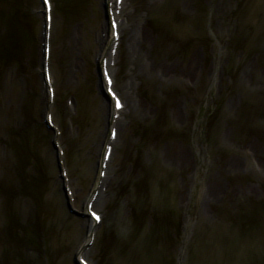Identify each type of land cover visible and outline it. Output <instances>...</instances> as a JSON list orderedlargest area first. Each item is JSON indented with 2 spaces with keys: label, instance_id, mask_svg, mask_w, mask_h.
Wrapping results in <instances>:
<instances>
[{
  "label": "bare ground",
  "instance_id": "bare-ground-1",
  "mask_svg": "<svg viewBox=\"0 0 264 264\" xmlns=\"http://www.w3.org/2000/svg\"><path fill=\"white\" fill-rule=\"evenodd\" d=\"M34 1L37 2V0ZM38 1L41 3L42 7L38 9L35 16L28 7H25L24 4L27 5V3H25V1L23 3V0H19L18 10H16V7L13 8V12L17 11L19 17L22 15V21H25L26 24L30 23L32 26H35V19L37 22L36 24L40 28L39 34L41 36H38L34 29L29 30L28 36L31 35L34 40L28 43V48L33 47L34 49H32V51H34L36 43L39 47V58L36 68L39 79L38 94H40L43 112L38 113L39 120L36 121L37 123H34L30 112H13V110H9V108L7 109L9 112H4V114L0 116V118L3 117V121L0 122V192L3 193L7 190L5 192L6 197L2 200L0 205V226L9 227L7 223L4 222H8L12 213L11 202L22 200L26 203L25 200H27L32 204L35 203V199L33 202L31 194H27L26 190L28 193L29 191L31 193L33 192L36 197V183H42L44 180V175L41 173L47 171L45 162L40 161L41 163L36 165V160L33 158L35 154L30 155V151H32L30 150V146H32L31 143L34 139L29 136L28 132L33 128L35 129L36 125L39 129L41 128V131L37 130L36 132L35 129L34 132L37 133V137L46 139V151L51 154L57 168V185L60 187L59 192L63 196V207L68 210V216L76 219V221L79 222L80 229L84 231L83 238L81 237V243L75 247L72 256H69V258H71V261L69 260L71 264H145L146 257L149 256L147 255V247H149V245V251L152 252L153 257L157 258V262L160 263L162 260H167L162 251L160 252L157 250V241L156 244H150V242L146 244L143 243V241L146 240L141 238L140 240L142 241L138 244L137 242L139 240L136 238H139V235H137L138 232H134V230L140 229L144 237L149 235L147 225H141V222L136 219L138 216H142L144 209H151L148 207L149 203L158 207V209L152 207L149 212V215L153 216L152 220L154 222L164 226L168 224L169 227L171 224H174L173 220H175L176 210L174 209H176V202L173 197L175 193L180 192V188H178L175 183V177L173 178L174 175L171 177L168 176V170L166 169L155 168L153 172L158 173V176H156L157 179H154V182H152L153 178L148 180L152 182V193L146 198V195H144L145 193L142 191L144 188L138 186L139 190L136 193L138 194V198L140 195L145 198L140 201L144 205L139 204V210L135 211L132 217H129L127 215L130 212L128 207L131 206L132 209L134 207L128 199L124 202L123 198H121L123 194H126L122 186H124L126 182L124 174L126 175L127 171L125 166L121 164L122 159H120L121 162L119 160V162H117L115 156L117 157V154L120 153L118 149L122 142L125 143L126 141H130L129 139L132 138L131 136H133V133H135L134 136L136 137L144 134L143 129H146V134H149L147 136L148 138L158 136L161 138L166 137V142H173V140L176 141V139H182L183 142L187 143L194 142L195 146L191 147L190 153L195 151L194 154H196L199 146L200 148L203 147V156L205 158L208 157V160L216 158L213 152L222 155L225 150L228 151L229 148L231 149V144H224L221 147L219 143L220 135H218V133L215 136L213 135L214 131L218 130L219 133H221L223 130L224 126L223 124L221 125L223 113L214 112L212 115L207 113L206 109L208 104L204 106L201 105L197 108L196 112L202 111V109L204 110V112L202 111L200 113H196L195 110H192V108L190 109V107L186 108L187 111L185 112L191 113L189 114V121L184 127L186 129L190 126L192 127L194 130L190 132V137L192 139H189L188 133L185 135L182 134L180 137H178V135L176 136V130H179V124H182V119H180L179 116L180 110L177 106L178 101L176 100L181 93H176V90L179 84H182L187 88L186 91L182 92L185 101H187L188 97L191 101L194 98L195 101L200 100L207 102L209 89L205 88V85H201V83L205 78H208V80L212 82L216 80V76L213 73L214 77L202 67L200 70H197L195 68L198 62L197 57L200 59V66H202L201 64H203L204 67H207V65L209 66L210 63H213L211 61H218L216 57L215 59L212 57L214 52H209L211 49H216V51L219 50L222 44L225 46L227 53L228 50L232 51L229 49V45H235L237 48L241 45L240 48L247 49V51L243 53L245 56L250 53L251 49L256 48L258 56H260L259 61L264 65V0H248L242 2L235 0L237 3L235 4L234 10H231V14L233 13V20L230 21L231 26L227 27L228 31L222 29L221 19L224 20L225 15L228 14L226 11L230 7V0H225V3L218 2L220 6L215 9L213 6L215 0H183V2H178V0L172 2L170 0H141V2L137 0V4L135 3L136 0H133V3L130 0H118L119 3H117V0H115V2L114 0H99V11L103 13V15L100 17V28H97L98 40L96 47H94L90 41L85 45L82 42L84 40L82 39V37L84 38L82 34V37H80L79 34L72 35L70 31L66 34L62 32L59 34L56 29H51L48 32L45 26V12L47 11V15L51 14V5L53 6L52 15L62 29H64V26H84V23H86L85 19H88L87 16L91 15V11H94L91 0H87V7L86 5H82L84 2L87 3L86 0H74L76 2L78 1L79 5H74L71 9L68 8L66 0H46L49 3L48 8L50 6L49 11L46 6H43V0H41V2L40 0ZM97 1H95V3ZM39 10H44V17L43 12ZM79 13H83V15ZM83 16H85V18ZM75 19L76 21H74ZM13 28L16 29L17 33L19 32L23 39L25 38L21 30L23 26H13ZM81 28L84 29L82 26ZM235 31L237 33H235ZM244 31L249 33L248 40L246 41L243 36H241V38L243 37L242 39L236 37ZM70 36L73 37L70 38ZM164 38L167 39V42L169 41V45L161 41V39ZM249 38L251 43H249ZM240 39L242 40L240 42H245L236 45L235 41ZM17 41H19V39ZM81 42L82 44L80 45ZM142 45H145L144 47L146 48L141 49ZM195 46L199 47L197 48L198 50H195ZM21 47L25 46L21 44ZM260 47L263 48V50H261ZM70 49H73V51L78 49L79 53L84 52L81 55L88 57V62L87 58L86 61L83 58L78 61V59H72L71 57L73 56L71 55L69 60L71 58L73 63H70L67 58V56L70 55ZM172 52H175L176 56H174ZM22 53L25 52L22 51ZM151 54H153L154 57L158 55L161 57H159V60L158 58H154V62L151 61L150 68L149 56ZM1 55L0 53V56ZM62 57L65 59L63 60ZM12 60H14V63L9 62L7 65H0V82H3L1 78H4L11 70V65L16 63L15 59ZM65 62H69V65H74L76 68H79V64L82 68H85L86 74H84V79H87L90 84L97 83V86L94 85V88L97 89V94H99L103 100L102 110L106 111L102 112L104 115L102 118L105 117L103 119L105 123L101 126L103 130L99 131L101 133V135H98L99 141L92 144L94 150H97L95 155L98 154L97 158L100 161L97 162L92 189L87 197L83 199L84 203L80 210L81 213L77 212V216L75 211L76 201L73 198L68 183L69 172L65 160L66 152L59 141L64 140L63 137L65 134H68L66 130L75 128V124H79L81 121H75L76 119H74V117H70L69 124L71 128L66 127L64 132V130L62 131L61 129L60 121L57 120L59 118L54 113L55 111L52 112L51 110V108L55 106L54 104L57 99V91L55 88L61 84L59 73H61L62 76L63 71L61 70V66ZM91 66L94 68L92 73L87 71V67ZM246 68L247 70L242 72L241 79L244 85L247 83L245 80L247 74H250L251 66ZM7 69L9 71H7ZM18 69H20L19 72L22 71V73L20 72L21 77L26 80L33 77L31 69H29L31 73L28 75L22 68ZM233 70H235V67H232L231 71L233 72ZM136 72H140L142 75L136 74ZM54 73L58 74L55 76ZM16 74H18L17 70ZM26 76H28V78H26ZM25 79L21 81L24 87L26 86ZM165 80L170 90L167 92L169 96L164 95V98L159 92L155 94L154 88L156 85V88L162 85ZM107 82H109L110 85ZM136 82L140 83L141 88H139ZM172 82H174V84ZM215 83L216 82H214V84ZM220 83H222V81H220ZM120 87L122 89H120ZM29 88H31L32 91V86H29ZM262 88L264 89V87ZM3 93L4 91L0 94L1 102L4 100ZM26 93L25 91L24 95H26ZM68 93L69 90L65 87L63 96L67 97L69 95ZM75 93L78 94V91H75ZM111 96L112 98H110ZM166 97L169 98L168 103ZM8 99L10 105L13 106V96H9ZM70 100L68 99L66 102L68 110L71 108ZM138 100H140V102ZM144 100L149 104L151 112H147L148 114L135 113L139 110H142V112L144 111ZM170 101L174 103H170ZM77 102L78 111H85L83 105L80 104L79 101ZM21 108L23 107L21 106ZM73 108L75 109L74 105ZM168 109H170L169 115L167 113ZM251 111L248 112L244 121L248 120L246 122H248L247 125L251 128L250 130H253L255 135L261 136V138L264 139V133L258 129L257 124H254L256 119L264 115V112H261L257 107L254 108V105ZM134 114L136 116H134ZM62 115L63 112H61V116ZM100 115L102 114L100 113ZM138 116L139 118L137 119L136 117ZM4 118L8 119L7 127L10 131L5 127L7 119ZM212 122L218 125L220 123L217 130L215 126L212 129L208 128V125ZM226 122L229 121L226 120ZM11 125L15 128L13 129ZM85 126V123L82 127L78 126L79 134V130L82 131L83 128L85 129ZM198 127L200 128V132L195 131ZM105 128L106 130L104 131ZM129 135L130 138L128 139ZM250 135L252 134L250 133ZM130 142L132 143V141ZM55 143L58 145L54 147L53 145ZM205 144L207 146H205ZM32 147L35 148V146ZM167 147L166 145V148ZM259 148L260 147H250L247 151L242 152V154L239 152L234 155V157L241 158L242 155V159H233L231 162L227 163V165L231 164L233 168H230L231 172L241 170L244 171L243 175L246 177L242 179L234 177L231 179L232 182L238 181L240 184L243 183L244 185L246 179L249 178V171L251 175H254V170L257 172L260 166L258 158L261 157L262 160L264 159V152ZM127 150L128 147L125 148V152L122 154L124 157H126ZM149 150L147 151L148 153L151 152V147ZM232 150H229V153ZM133 152L134 151L130 149L129 153L131 156H133ZM43 153H45V151H43ZM129 161L131 160L127 158V162ZM177 163L181 164L182 167L184 166V168L188 167L185 161L183 163L181 157H179ZM128 166L133 168L131 162ZM139 168L137 167L136 169ZM32 172L36 173L37 177H40L39 181L34 179L29 182L28 178ZM47 173L49 172L47 171ZM146 173L147 171L141 169L140 173L137 174L140 180L142 177L141 182H143V179L146 180V178H148ZM5 176L6 178H4ZM164 177H168L167 181H170L169 186L161 184L160 180ZM32 178L35 177L33 176ZM122 179L124 180L122 181ZM139 179L135 181H139ZM250 179L253 178L250 176L249 180ZM6 180V185L9 186L6 187L7 189L4 188V182ZM253 180L258 182L259 174L256 176V179ZM255 184H258L260 188H264V180ZM110 186L122 190L123 193L119 191V194L111 193V195H108L110 193ZM160 187L162 188L161 191H159ZM158 191L160 194L158 199H156V193ZM23 194H25V196H22ZM262 194L264 195V193L257 192L256 195L258 196L253 198L249 203L239 202V212L235 215L231 213L232 217H235L234 219L230 216L225 218L227 215L222 213L223 216L219 218L222 222L219 219H217L215 223L211 222V224H213V230L211 228H205V236L203 237L213 243L223 240L227 242L226 244L231 246L233 244L230 241L238 236L240 245L243 248L247 247V249L241 250V254L239 253V260H241V263L242 261L244 263L250 261L251 263L253 262V264H264V221L263 224L258 222L259 220H264V197L260 198ZM78 196L77 194L76 198ZM117 196H119L120 201L114 205L113 210L105 211L103 208L104 205L109 203L110 199V201H113V197L116 199ZM189 196V198H192V193L189 194ZM168 205H171V207L165 209ZM162 209L164 211H162ZM52 216L54 217L52 211H50V217ZM64 217L65 216H63V218ZM223 219H228L229 221H224ZM243 220L252 222L249 225L248 222H243ZM25 224L30 226L28 220L25 221ZM2 226L0 227V234L2 233ZM168 226H165V229H168ZM234 227L239 229L240 234L235 232ZM24 229L27 231L15 232L19 233L16 242L11 238H0V240H2V243H0V264L46 263V257H40V253H44L46 250L44 245L39 244L38 234L36 233L28 239L26 233L29 228L26 226L21 228V230ZM36 236L37 238L33 239ZM59 236L65 239L63 241L61 239V242L58 243V246L60 245L59 252L63 253L65 250L62 244L67 247V245L70 244L69 241L72 242V240L67 232L63 233V230H60ZM66 236L67 238H65ZM21 243H29V249H25L27 246L25 247ZM72 244L74 243L72 242L71 245ZM17 245H20L19 248H21L18 254L14 250L19 249ZM34 247L35 249L37 248L36 251ZM214 250L215 252L219 251L217 247ZM213 253L214 251H212V253L210 252V256L202 255L204 256L202 259L203 264H230L233 262V258L230 259L228 253L222 261H220L218 256H213ZM38 254L40 256H38ZM59 256L57 257L61 259V264L69 262L63 258V255ZM51 263L54 264L52 260Z\"/></svg>",
  "mask_w": 264,
  "mask_h": 264
},
{
  "label": "rangeland",
  "instance_id": "rangeland-1",
  "mask_svg": "<svg viewBox=\"0 0 264 264\" xmlns=\"http://www.w3.org/2000/svg\"><path fill=\"white\" fill-rule=\"evenodd\" d=\"M25 7H28L33 12V15L35 16V13L38 12L39 5L34 0H23V3ZM72 1V0H70ZM74 1V0H73ZM97 0H91L92 7L94 11H91V15L87 16L88 19H85L84 26L79 25L78 27L75 26H64V29H62L55 20L54 17V23L53 28L56 29L59 34L67 33L70 31V34L72 35H84V39L82 42L87 45V43L90 41L91 44L96 47L97 45V28H100V17L103 15L100 10V4L98 3L99 0L95 3ZM133 3V0H130ZM141 1V0H140ZM212 1V0H211ZM230 7L227 9L226 12L228 14L225 15L224 20L221 19L222 22V29L227 30L228 26H231L230 21H232L233 16L231 12L235 8V4L237 1L230 0ZM240 2L244 0H239ZM68 2V8L74 5H79L78 1L72 2L71 5L69 3V0H66ZM87 2V0H86ZM142 2V1H141ZM178 2H183V0H178ZM220 3H225V0H218L213 2L214 9L218 8L220 6ZM19 0H1L0 1V53L2 54L0 56V65L3 64L7 65L9 62L14 63V60H16V63L14 65H11V70L9 73L4 77L1 78L0 82V88L1 92L4 91V100L3 102L0 101V116L4 114V112H9V110H13V112H30V115L33 117L34 123H37L36 121L39 120V114L40 112H43L41 102H40V94L38 91V74H37V62L39 58V47L37 43L35 44V50L32 51V48H28V43L31 42L33 37L28 36L29 30L34 29L35 33L39 36L40 34V28L36 24V20L34 19L35 26H32L30 23L26 24L25 21H22V15L20 17L17 14V11L13 12V8L16 7V10L19 8ZM137 4V0L135 2ZM87 3L84 2L82 5H86ZM14 6V7H13ZM142 6V5H141ZM229 10V11H228ZM232 10V11H231ZM15 13V14H14ZM14 14V15H13ZM231 14V16H230ZM83 15V13H81ZM29 16V15H28ZM85 18V16H83ZM76 21V19L74 20ZM73 21V22H74ZM39 22V21H38ZM13 26H23L21 29L23 31L22 35L25 36L23 39L22 36L19 34V32H16V29L13 28ZM81 26L84 28L82 29ZM33 27V28H32ZM28 30V31H27ZM53 30V31H54ZM27 33V34H25ZM235 33H237L235 31ZM244 33V32H243ZM64 34V35H65ZM233 34V33H232ZM231 34V35H232ZM233 36V35H232ZM243 36L242 34H238L236 37L241 38ZM73 36H70V38ZM244 37V36H243ZM242 37V38H243ZM38 38V37H37ZM241 38V39H242ZM19 39V41H17ZM235 41L236 45L243 43L240 42L242 40ZM167 39H161V41L165 42V44L169 45V41H166ZM80 43V45L82 44ZM21 44H23L25 47H21ZM171 44V43H170ZM145 45H142L141 48L145 49ZM235 46V45H234ZM231 46L229 45L228 53L226 52L225 46L222 44L220 46V49L216 51V49H211L209 53L214 52L212 57L215 59V57L218 59V61H211L213 63H210V65L207 67H204L203 64L200 66V59L198 58L197 67H195L197 70L204 68L208 73L210 72L211 75L213 73L216 76V80H213L212 82L208 80V78H205V80L201 83L205 85V88L209 89L207 102L196 100L193 98V100H189L187 97V101H185V97L183 96L182 92L186 91L187 88L184 87V85L179 84L178 89L176 90V93H181L178 95V98L176 99L177 106L180 110L179 116L182 124H179V130H176V136L180 137V135H185L188 133L189 139H192L190 136V132L192 127L190 126L188 129H186L184 126L187 125V122L189 121V114L191 112H185L187 111L186 108L190 107L192 110H197L199 106L207 105V113H210L211 115L214 114V112H222V123L223 124V130L221 133L217 130L219 125L213 122L208 125V128L212 129L215 126V129L217 131H214L213 135L215 136L217 133L220 135L219 143L221 144V147L224 144H231L232 150L229 153V150L224 152L222 155H218L216 152H213L215 155L213 160H208V157L203 156L202 149L203 147L198 148L196 154L195 151H192L190 153L191 147L195 146L194 142H183V140L179 139L176 141L173 140V142H166V137H154L148 138L147 136L149 134H146V129H143L142 135L136 137L134 136L135 133H133L131 136L132 143L130 141H126L125 143L122 142L119 146V154H117L116 161L119 162L120 159H122V165L125 166V169L127 171L125 176V184L122 186L124 188V191L126 194H123L121 198H123L124 202L126 199L133 205V209L128 207V216L132 217V215L135 214V211L139 210V204L144 205L140 201L142 199H145L142 197V195L139 196L136 193L139 189V187H143L144 190H142L146 195V198L152 193V182H154V179H157L156 176H158V173H154L155 168H163L164 170H168V176H173L175 179V183L177 184L178 188H180L179 193H175V196L173 197L176 204L175 207V220L174 224H171L169 227L168 224L165 226H168V229H165V226L162 224H157V222H154L152 220L153 216L149 215L152 207H155V209H158L157 206H154L153 204H148V207L151 209H144V212L142 213V216H138L136 219L141 222V225H147V230L149 229V235L147 237H144V235L140 232V229H133L134 232H138L137 235H139V238L137 237L139 241L137 242L140 244L142 240L143 243L148 244H156L157 241V250L162 251L164 254V257L167 258V260H162L160 262L161 264H203L202 259L204 256H210V252L214 251L213 256H218L220 261H222L228 253V256L233 258V262L230 264H253L250 261L241 263V260H239V253L241 254V250L247 249V247H242L240 245V242L238 241V236L235 234V238L231 240L230 242L233 245L226 244L225 241H219L216 243L211 242L207 238L205 239L203 236H205V228L212 229L213 227L211 224L215 223L217 219L221 218L223 216L222 213H225L227 216L225 218H228V216L232 217V214L235 215L239 212V202L249 203L253 198H256L258 195L256 193H264V188H260L258 184L260 181L264 180V159L258 158V162L260 163L259 169L257 172L254 170V175H251V172L249 171V178L256 179V176L259 174V181L256 182V180L246 179V181L240 184L238 181L232 182L231 179L234 177H238L240 179L246 178L243 173L244 171H237V172H231L230 168H232L231 164L227 165L228 162H231L233 159H242L241 158H235L234 155L238 154L239 152L247 151L250 147H260L259 149L264 152V139L259 137L258 135L254 134L253 130H250L251 128L249 125H247L248 120L244 121L246 116L248 115V112L252 110V107L254 105V108L257 107L261 112H264V65L260 63V56H258V51L256 48H253L250 50V53L245 56V53L247 49H241L239 45V48L237 46ZM31 47V45H30ZM198 46H195V50H198ZM239 49V50H237ZM261 50H263L260 47ZM76 51L78 49H75ZM73 51V49H70V55L67 56L68 60L69 57L72 59H84L88 62V57L81 55L82 53H79V50ZM84 50V49H83ZM82 50V51H83ZM24 51L25 53H22ZM173 53V52H172ZM174 56H176L175 52L173 53ZM243 56V57H241ZM161 57L158 55L157 57H154L153 54L149 56V66L151 68V61L154 62V58ZM70 58V63H73ZM64 60L65 58L62 57ZM170 60V59H169ZM171 61V60H170ZM188 61V59H187ZM91 62V61H89ZM72 66V67H71ZM248 66H251L250 68V74H247L246 77V85L242 83V72L246 71ZM163 67V66H162ZM232 67H235V70L233 72L235 75L233 76V72L231 71ZM22 68L24 72H27V75L33 72L31 78L25 79L21 77L20 69ZM31 69V71L29 70ZM16 70L18 71V74H16ZM61 70L63 71L62 76L61 73H59V77L61 79L60 85H58L55 90L57 91V99L55 101L54 108L52 107V112L57 115L61 123V129L62 131L65 128H71L69 124L70 117H74L76 119L75 121H81L79 124H75V128H71V130H66L68 134L63 137L64 140L59 141V143L64 148V151L66 152V163L67 168L69 172V187L70 191L73 194V198L76 201L75 203V211L76 216L80 212L82 204L84 203L83 199L87 197L90 190L92 189V182L95 178V171L97 169V162L99 159L97 158L98 154L97 150H94L93 143L99 141L98 135L101 133L99 131L103 130V124L105 121L102 118L103 113L106 112L103 111V100L97 94V89L94 88V85L97 86V83L90 84L89 81L84 79V74H86L85 68H82L79 64V68L74 65H69L68 63H63L61 66ZM94 68L87 67V71L92 73ZM29 71V72H28ZM16 74V77H15ZM25 74V73H24ZM58 73H54L56 76ZM141 74L142 73H137ZM232 74V75H231ZM214 76V75H213ZM212 76V77H213ZM214 76V77H215ZM28 78V76H26ZM25 79L26 86H22L21 81ZM141 79V78H140ZM201 81V79H200ZM222 81V83H220ZM32 82V83H30ZM214 82H216L214 84ZM174 84V82H172ZM31 84V85H30ZM136 84L140 87V83L136 82ZM5 85V86H4ZM29 86H32V91ZM37 86V87H36ZM157 86V85H156ZM155 86V94L159 92V94L165 98L164 95H168V91L170 90L167 81H163L162 85H159L157 88ZM27 87V88H26ZM65 87L69 90V95L67 97L63 96L65 92ZM169 88V89H168ZM199 88V86H198ZM120 89H122L120 87ZM119 89V90H120ZM27 92L26 95H24V92ZM75 91H78V94L75 93ZM254 91L258 95L259 98H254V96L248 98V96H245V92H251ZM81 93V95H80ZM13 96V106L10 105L8 102V97ZM24 96V98H23ZM169 96V95H168ZM244 97V98H242ZM71 101V108L69 110L66 107L67 100ZM83 105L85 108V111H78V102ZM140 102V100H138ZM166 101L168 103L169 98L166 97ZM263 101V102H262ZM22 102V103H21ZM142 102V101H141ZM202 102V103H201ZM75 106V109L73 108V105ZM102 103V104H101ZM144 103V111L139 110L135 113H146L151 112L149 104L146 100L143 101ZM170 103H174L171 102ZM76 104V105H75ZM188 105V106H187ZM21 106L23 108H21ZM9 110L7 111V109ZM75 111V112H74ZM199 111V110H198ZM204 112V110L202 109ZM201 110L196 113L202 112ZM61 112H63V115L61 116ZM194 112V113H195ZM252 112V111H251ZM67 113V114H66ZM100 113L102 115H100ZM168 115L170 114V109H168ZM77 115V117H76ZM98 115V116H97ZM126 115V113H125ZM68 116V117H66ZM134 116H136L134 114ZM7 117V116H6ZM3 118V117H2ZM0 118V122L3 121V119ZM137 119L139 118L136 117ZM7 119V118H4ZM151 120V119H149ZM229 121V122H226ZM252 120V119H251ZM6 121L5 127H7ZM226 122V123H225ZM85 123V129L79 130L80 134L78 133V126L82 127ZM254 124H257L258 129L264 133V115H262L261 118H258L255 120ZM81 125V126H80ZM13 126V125H11ZM15 127L13 126V129ZM36 132L37 130L41 131V128L37 127L35 125ZM34 128L32 130H28L29 136L34 139L32 141V146H35L33 148L30 146V155L35 154L33 158L36 160V165L41 163L42 161L45 162L47 166V171L49 173L44 172L41 173L44 175L43 184L40 182L36 183V190L35 195L33 192L31 193L29 190V193L26 190L27 194H31L32 201L35 203H30L29 201L25 200L26 203H24L22 200L11 202V210L12 213L9 217L7 225L9 226L7 228L2 226L0 234V238H11L14 242L18 240L19 233L15 232H22L27 230H21L23 227H28L29 230L26 233L27 238L30 239L32 236H34L36 233L39 236V244H42L45 246L44 253L38 254V256L44 258L46 257L45 264H52L51 260L54 264H61V259H59V255H63V258L66 259L68 262L71 261V258L69 256H72V253L77 247L81 241L84 231L81 230L79 227V222L76 221V219L68 216V210L63 207V199L62 194L59 192L60 187L58 184V172L57 168L55 166V162L51 157V154L46 151V139L45 138H39L37 137V133L34 132ZM77 129V130H76ZM183 129V130H182ZM200 128L198 127L196 132H200ZM106 128L104 129V131ZM142 130V129H140ZM10 131V130H9ZM103 131V133H104ZM194 131V130H193ZM250 131V132H249ZM18 132V131H17ZM249 133V134H248ZM250 133L252 135H250ZM2 134V131H1ZM12 134V131H11ZM137 134V133H136ZM23 135V134H22ZM141 137V138H140ZM125 138V136H124ZM43 139V140H42ZM126 140V139H123ZM202 142V141H200ZM211 142V141H210ZM208 142V143H210ZM171 144V145H169ZM96 145V144H95ZM166 145L168 146L166 148ZM128 147L126 157L122 155L125 152V148ZM205 146H207L205 144ZM151 147V152L148 153L147 151ZM130 149L134 151L132 153L133 156L130 155L129 151ZM45 151V153H43ZM150 151V150H149ZM128 155V156H127ZM245 156V155H244ZM260 156V155H259ZM264 156V154H263ZM179 157H181L183 163L185 161L186 164H188V167L184 168L181 164L177 163V160L179 161ZM127 158L131 161L127 162ZM260 159V160H259ZM39 160V161H38ZM119 160V161H118ZM163 160V161H162ZM41 161V162H40ZM120 161V162H121ZM130 162L132 163V167L130 168ZM155 165V166H154ZM178 165V166H177ZM181 165V166H180ZM153 166V168H152ZM139 169H136V168ZM144 169L147 171L146 176L148 178L143 179V182L138 178L137 174L140 173V170ZM233 169V168H232ZM115 171V170H113ZM111 172V171H110ZM173 172V173H172ZM112 173V172H111ZM263 174V175H262ZM233 175V176H231ZM35 178H32V177ZM6 178V176L4 177ZM39 176H36V173H33L29 176L28 180L33 181L36 179V181H39ZM139 181H135L138 180ZM150 178H153L152 182L148 181ZM168 177H164L162 180H160L161 184H165L166 186H169L170 181H167ZM124 179H122L123 181ZM7 180L4 182L5 186L4 188L7 189L6 185ZM156 184V183H155ZM29 186V184H28ZM258 186V187H257ZM264 186V185H263ZM9 187V186H8ZM121 188V189H122ZM156 188V187H155ZM15 189V188H14ZM161 187L159 188V191H161ZM13 190V189H12ZM7 191V190H6ZM5 191V192H6ZM15 191V190H13ZM119 191L122 192V190L110 186L109 188V194L111 193H117L119 194ZM156 193V199H158V196L160 192ZM5 192H0V205L2 203V200L6 197ZM19 192V191H18ZM17 193V191H16ZM15 193V194H16ZM38 193V194H37ZM192 193V198H189V194ZM77 194L79 195L77 198ZM22 196H25L23 194ZM124 196V197H123ZM128 196V197H126ZM118 197V198H117ZM116 199L113 197V201L109 200V203L104 205L105 211H112L114 205L117 204L119 200V196H117ZM264 197L262 194L260 198ZM240 200V201H239ZM137 206V207H135ZM34 207V209H33ZM171 207V205H168L165 207V209ZM41 208V209H40ZM102 208V209H103ZM138 208V209H137ZM50 211H52L54 217H50ZM162 211H164L162 209ZM161 211V212H162ZM78 212V213H77ZM124 212V211H123ZM218 212V214H217ZM232 213V214H231ZM1 215V212H0ZM52 215V214H51ZM63 216H65L63 218ZM235 217L233 216L232 219ZM262 218V217H260ZM1 219V216H0ZM238 219V218H237ZM236 219V220H237ZM28 220L30 223V226L28 224H25V221ZM130 220V219H129ZM220 220V219H219ZM224 221L228 219H223ZM221 221V220H220ZM229 221V220H228ZM264 221V220H261ZM222 222V221H221ZM243 222H248L249 225L252 221L243 220ZM24 223V224H23ZM167 223V222H166ZM226 223V222H224ZM260 224H263V222H259ZM20 225V226H19ZM219 225V224H216ZM227 225V224H225ZM0 226V227H1ZM132 226V224H131ZM32 227V228H31ZM220 227V226H219ZM217 227V228H219ZM62 228V229H61ZM133 228V227H132ZM60 230H63V233H66L71 236V240L74 244L63 245L65 252L60 253V245L58 246V243L65 240L61 236H59ZM230 230V229H229ZM234 230L236 233H239V229L234 227ZM36 231V232H35ZM232 231V230H231ZM234 232V231H233ZM141 235V236H140ZM82 237V238H81ZM98 237V236H97ZM136 237V235H135ZM37 238L34 237L33 239ZM67 238V236L65 237ZM81 238V239H80ZM80 239V240H79ZM76 240V242H75ZM66 242V241H64ZM97 242V240H96ZM229 242V241H228ZM0 243H2V240H0ZM23 246H27L25 249H29L28 244L29 243H21ZM20 244V245H21ZM223 244V245H222ZM20 245H17L19 248ZM21 245V246H22ZM40 247V246H39ZM38 247V248H39ZM218 248V252H215V248ZM23 248V247H22ZM35 249V247H34ZM37 249V248H36ZM35 249V251H36ZM149 247H147V256L145 264H160L157 262V258L153 257L152 252L149 251ZM15 252L18 254L21 250L14 249ZM13 250V252H14ZM63 250V249H62ZM63 250V251H64ZM222 251V252H221ZM221 252V253H220ZM218 253V254H217ZM55 254V255H54ZM221 254V255H220ZM43 255V256H42ZM167 255V256H166ZM204 255V256H202ZM59 256V257H57ZM62 258V257H60ZM165 258V259H166ZM243 258V257H242ZM235 259V260H234ZM169 260V261H168ZM217 260V259H216ZM63 263V264H71V262Z\"/></svg>",
  "mask_w": 264,
  "mask_h": 264
},
{
  "label": "snow or ice",
  "instance_id": "snow-or-ice-1",
  "mask_svg": "<svg viewBox=\"0 0 264 264\" xmlns=\"http://www.w3.org/2000/svg\"><path fill=\"white\" fill-rule=\"evenodd\" d=\"M119 106V105H118Z\"/></svg>",
  "mask_w": 264,
  "mask_h": 264
}]
</instances>
